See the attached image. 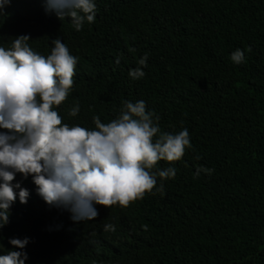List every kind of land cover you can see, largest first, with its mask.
<instances>
[{
  "label": "trees",
  "instance_id": "16d2710c",
  "mask_svg": "<svg viewBox=\"0 0 264 264\" xmlns=\"http://www.w3.org/2000/svg\"><path fill=\"white\" fill-rule=\"evenodd\" d=\"M95 3V22L76 31L69 18L46 12L45 0H9L0 45L28 35L47 55L59 37L77 57L73 87L55 107L62 123L94 128V115L108 123L123 101L143 100L161 133L186 128L191 147L150 170L174 167V178L157 177L127 207L95 205L93 220L73 222L17 174L30 196L12 205L0 249L28 237L26 264H264V0ZM237 48L241 64L230 59ZM145 53V76L132 80L128 71ZM197 167L210 172L194 178Z\"/></svg>",
  "mask_w": 264,
  "mask_h": 264
},
{
  "label": "clouds",
  "instance_id": "9594fccd",
  "mask_svg": "<svg viewBox=\"0 0 264 264\" xmlns=\"http://www.w3.org/2000/svg\"><path fill=\"white\" fill-rule=\"evenodd\" d=\"M9 0H0L2 10ZM45 11L74 29L95 22V0H45ZM28 35H18L8 47L0 45V229L9 222L10 209L18 200L27 204L30 193L15 181L31 178L35 192L49 206L70 213L73 222L93 220L95 205L127 207L156 186L157 177L172 179L174 167L150 170L160 160L178 161L191 147L189 132L161 133L159 116L146 110L143 100L123 101L118 116L102 123L93 116L94 128L61 122L55 110L74 84L77 57L58 37L50 54L34 51ZM234 64L245 60L237 48L230 54ZM148 54L129 69L132 80L145 76ZM119 64L120 58H116ZM79 105L70 109L76 116ZM160 133L158 136L157 134ZM156 137L155 139H153ZM197 159L199 157H196ZM209 169L197 167L194 178ZM15 181V182H14ZM163 189V184L157 191ZM104 231H115L105 224ZM30 238H9L11 249H0V264H26L24 251ZM18 249V250H17Z\"/></svg>",
  "mask_w": 264,
  "mask_h": 264
}]
</instances>
